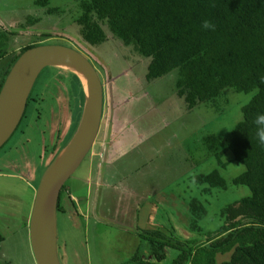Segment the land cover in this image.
I'll return each mask as SVG.
<instances>
[{"label":"rangeland","instance_id":"rangeland-1","mask_svg":"<svg viewBox=\"0 0 264 264\" xmlns=\"http://www.w3.org/2000/svg\"><path fill=\"white\" fill-rule=\"evenodd\" d=\"M48 2L59 13L48 14L34 0H0V28L16 35L8 44L9 52L40 40L44 45L70 46L88 58L104 88L96 142L66 181L70 194L61 196L57 246L64 257L62 264H126L137 251L146 262H155L147 243L137 236L139 229L200 242L203 237L189 228L193 199L206 209L200 222L203 233L218 230L223 223L221 210L250 193L247 187L232 184L244 167L226 154L221 159L225 167L219 168L216 159L207 156L202 139L232 130L242 120L241 109L252 94L228 88L214 106L200 104L188 111L176 95L178 70L147 82L149 59L134 54L107 27H103L102 44L90 48L82 41L75 23L80 14L76 0ZM29 18L37 23L25 25ZM56 69L48 67L40 73L31 92L37 99L29 102L15 133L0 149V233L4 238L0 264H36L29 232L35 191L81 118L69 81H57ZM112 142H116L115 151L107 145L99 158L102 144ZM217 168L226 189L205 192L194 178ZM165 255L162 264H172L177 251L166 249ZM223 260L228 256H217L218 263Z\"/></svg>","mask_w":264,"mask_h":264},{"label":"trees","instance_id":"trees-1","mask_svg":"<svg viewBox=\"0 0 264 264\" xmlns=\"http://www.w3.org/2000/svg\"><path fill=\"white\" fill-rule=\"evenodd\" d=\"M76 1L80 14L75 23L88 47L104 42L105 26L119 42L131 47L134 54L149 59L147 82L178 70L176 95L183 100L186 110L200 104L214 106L228 88L239 94H252L249 103L241 109L242 120L232 130L222 135L207 134L202 139L207 156L215 158L219 168L225 167L221 159L226 154L244 167L232 184L247 187L249 196L223 208L221 227L207 233L200 227L206 209L198 200H191L189 228L203 237L202 241H180L159 230L139 229L137 236L147 243L155 262H146L137 251L126 264H162L166 249L177 251L172 264H264V146L256 139L254 124L256 115L264 113V0ZM34 4L45 8L48 14L59 13L58 8L50 7L48 0H34ZM205 19L216 25L215 31L202 29ZM36 23V19L29 18L25 25ZM14 36L0 28V89L19 56L29 48L44 45V40L34 41L11 53L8 44ZM56 70L57 81L61 84L69 81L80 117L84 85L76 74L61 68ZM35 99L30 94L27 106ZM67 104L71 107V101ZM113 144H108L112 152L116 149ZM219 168L195 176V182L204 185L205 192L225 190L226 181ZM67 191L64 185L58 203L60 213H63L62 192ZM3 241L0 233V246ZM219 255H227L228 260L218 263Z\"/></svg>","mask_w":264,"mask_h":264},{"label":"water","instance_id":"water-1","mask_svg":"<svg viewBox=\"0 0 264 264\" xmlns=\"http://www.w3.org/2000/svg\"><path fill=\"white\" fill-rule=\"evenodd\" d=\"M48 67L76 74L85 91L76 131L43 172L29 220L30 242L36 264H61L57 251L59 197L66 181L96 142L103 117L104 88L94 66L78 50L64 45H39L27 49L11 67L0 89V149L15 133L32 88L40 73Z\"/></svg>","mask_w":264,"mask_h":264},{"label":"clouds","instance_id":"clouds-1","mask_svg":"<svg viewBox=\"0 0 264 264\" xmlns=\"http://www.w3.org/2000/svg\"><path fill=\"white\" fill-rule=\"evenodd\" d=\"M202 29L206 31H215L216 25L211 20L205 19L202 22ZM254 124L256 125V132H255L256 139L261 146H264V113L256 115Z\"/></svg>","mask_w":264,"mask_h":264},{"label":"crops","instance_id":"crops-1","mask_svg":"<svg viewBox=\"0 0 264 264\" xmlns=\"http://www.w3.org/2000/svg\"><path fill=\"white\" fill-rule=\"evenodd\" d=\"M114 143H115V144H113V145L117 146V145H116V142H114ZM107 145H108V144H106V143L102 144V146H101V147H102L101 150H102L105 146H107ZM0 176H2L1 173H0ZM14 177H16V178H18V179H21L22 181H25V179L22 178V177H20V176H16V175H15ZM26 181H27V180H26ZM28 181H29V180H28ZM67 194H68V195L70 194V191H69V190L67 191V193H65V195H67ZM26 221H27V220H26Z\"/></svg>","mask_w":264,"mask_h":264},{"label":"flooded vegetation","instance_id":"flooded-vegetation-1","mask_svg":"<svg viewBox=\"0 0 264 264\" xmlns=\"http://www.w3.org/2000/svg\"><path fill=\"white\" fill-rule=\"evenodd\" d=\"M63 139H65V138H63ZM59 213H60V212H59ZM59 213H58V214H59ZM58 214H57V220H58ZM58 253H59V249H58ZM58 255H59V254H58ZM59 258H60V261H61V263H62V261H64V257H62V256L59 255Z\"/></svg>","mask_w":264,"mask_h":264}]
</instances>
